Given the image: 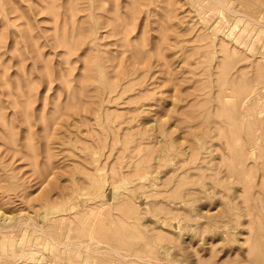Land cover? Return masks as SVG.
<instances>
[{
    "label": "rangeland",
    "instance_id": "obj_1",
    "mask_svg": "<svg viewBox=\"0 0 264 264\" xmlns=\"http://www.w3.org/2000/svg\"><path fill=\"white\" fill-rule=\"evenodd\" d=\"M140 1L0 0V264H264V0Z\"/></svg>",
    "mask_w": 264,
    "mask_h": 264
},
{
    "label": "bare ground",
    "instance_id": "obj_2",
    "mask_svg": "<svg viewBox=\"0 0 264 264\" xmlns=\"http://www.w3.org/2000/svg\"><path fill=\"white\" fill-rule=\"evenodd\" d=\"M109 1H110V0H109ZM114 1H115V0H114ZM139 1H140V0H139ZM48 2H49V1H48ZM51 2H52V0H51ZM85 2H86V1H85ZM107 2H108V1H107ZM111 2H112V3H111ZM111 2H109V4H111V6L113 7V6L115 5V3H113V0H111ZM116 2H118V1H116ZM135 2H136V0H135ZM140 2H142V1H140ZM57 3H58V1H57ZM89 3H90V2H89ZM100 3H101V2H100ZM138 3H139V2H137L136 4H138ZM70 4H71V3H70ZM95 4H96V2H95ZM104 4H105V2H104ZM109 4H108V5H109ZM113 4H114V5H113ZM129 4H130V3H129ZM131 4H132V3H131ZM223 4H224V3H223ZM116 5H117V3H116ZM119 5H120V4H119ZM133 5H135V4H133ZM46 6H47V5H46ZM97 6H99V4H97ZM97 6H96V7H97ZM100 6H101V4H100ZM125 6H126V5H125ZM85 7H86V6H85ZM109 7H110V5H109ZM109 7H104V5H103V9L108 8V10H110V9L112 10V8L109 9ZM136 7H137V6H136ZM90 8H91V7H90ZM114 8L116 9L115 6H114ZM130 8H131V7H130ZM78 9H79V8H78ZM82 9H83V6H82ZM84 9H85V8H84ZM88 9H89V7H88ZM97 9H98V8H97ZM101 9H102V6H101ZM132 9H133V8H132ZM132 9H130V10H131V11H134V10H132ZM258 9H259V8H258ZM54 10H55V9H54ZM60 10H61V9H60ZM85 10H86V9H85ZM118 10H119V9H118ZM135 10H136V9H135ZM58 11H59V10H58ZM58 11H57V13H58ZM66 11H68V10H66ZM75 11H76V10H75ZM96 11H97V10H96ZM104 11H106V10H104ZM131 11H129V12H131ZM136 11H137V10H136ZM77 12H79V11H77ZM106 12H107V11H106ZM109 12L112 13V12H114V11H109ZM129 12H128V14H129ZM62 13H63V12H62ZM64 13H65V12H64ZM100 13H101V11H100ZM100 13H99V14H100ZM121 13H122V12H121ZM66 14H71V13H70V12H69V13L66 12ZM66 14H65V15H66ZM76 14H77V13H76ZM95 14L98 15L97 13H95ZM113 14H114V13H113ZM113 14H112V15H113ZM131 14L134 15V13H132V12H131ZM65 15H63V16H65ZM86 15H87V17H88V15H90V14H86ZM103 15L105 16V13H104ZM103 15H101V16H103ZM115 15H116V13L114 14V16H115ZM117 15H118V14H117ZM129 15H130V14H129ZM133 15H131L130 17H133ZM68 16H69V15H68ZM99 16H100V15H99ZM106 16H107V15H106ZM134 16H135V15H134ZM261 16H262V15H261ZM52 17H53V16H52ZM58 17H59V16H57V19H58ZM61 17H62V15H61ZM70 17H71V15H70ZM110 17H111L112 19L114 18L113 16H110ZM121 17H122V16H121ZM62 18H64V17H62ZM68 18H69V17H68ZM68 18H67V19H68ZM107 18L109 19V16H108ZM107 18H105L104 20H107ZM115 18H116V16H115ZM67 19H65L64 21L66 22ZM71 19H73V18H71ZM88 19H89V18H88ZM96 19H97V18H96ZM99 19H100V18H99ZM99 19H98V20H99ZM28 20H29V19H28ZM58 20H59V19H58ZM83 20H84V19H83ZM83 20H82V21H83ZM100 20H101V19H100ZM104 20H102V21L104 22ZM118 20H119V19H117V20H113L112 22H114V23L116 24V22H117ZM25 21H26V26H25V27H27V26H28V25H27V20H25ZM74 21H75V20H74ZM76 21H77V20H76ZM76 21H75V22H76ZM78 21H80V20H78ZM82 21H80V22L82 23ZM87 21H88V20H87ZM102 21H99V22L101 23ZM109 21H110V20H108L107 22H109ZM115 21H116V22H115ZM62 22H63V21H62ZM68 22H69V20H68ZM70 22H72V20H71ZM84 22L86 23V19H85ZM91 22H92V21H91ZM94 22H95V21H94ZM103 22H102V24H103ZM118 22H119V21H118ZM29 23H30V22H29ZM60 23H61V22L57 23L58 26H59ZM66 23H67V22H66ZM81 23H80V24H81ZM122 23H123V22H122ZM62 24H63V23H62ZM62 24H61V25H62ZM69 24H71V26L73 25L72 23H69ZM77 24H79V23H77ZM80 24H79V25H80ZM87 24H88V23H87ZM87 24H86V25H87ZM102 24H101V25H102ZM104 24H105V23H104ZM112 24H113V23H112ZM115 24H114V26H115V28H116V26L119 25V24H118V23H117V25H115ZM29 25H31V24H29ZM61 25H60V26H61ZM64 25H66V24L64 23ZM64 25H62V26H64ZM67 25H68V24H67ZM101 25H100V26H101ZM106 25H108V24H106ZM110 25H111V22H110ZM33 26H34V24H33ZM33 26H32V27H33ZM62 26H61V28H62ZM69 26H70V25H69ZM73 26H74V25H73ZM80 26H82V25H80ZM87 26H88V25H87ZM120 26H121V25H120ZM126 26H127V25H126ZM66 27H68V26H66ZM78 27H79V26H78ZM83 27H85V26H82V28H83ZM112 27H113V26H112ZM28 28H29V26H28ZM61 28H59V29H61ZM69 28H70V27H69ZM80 28H81V27H80ZM80 28H79V29H80ZM86 28H89V27H85V28H84V31H82V32L84 33L83 36H85V35L87 34V33L85 34V31L87 30ZM120 28H121V27H120ZM26 29H27V28H26ZM31 29H32V28H31ZM56 29H58V28H56ZM59 29H58V30H59ZM63 29H64V28H62V30H63ZM66 29H67V28H66ZM66 29H65V30H66ZM70 29H71V28H70ZM70 29H69V31L71 32ZM112 29H114V28H112ZM121 29H122V28H121ZM1 30H2V29H1ZM23 30H24V29H23ZM93 30H94V29H93ZM115 30H117V29H115ZM33 31H34V30H33ZM33 31L29 30V34H30L31 32H32V33H35V32H33ZM69 31H68V32H69ZM76 31H77V30H76ZM78 31H79V30H78ZM110 31H111V29H110ZM117 31H119V30H117ZM125 31H127V30H125ZM0 32H1V31H0ZM16 32H19V31L16 30ZM16 32H15V33H16ZM36 32H37L38 34L41 35L40 32H38V31H36ZM56 32H57V31H56ZM58 32H59V31H58ZM60 32H64V31H60ZM60 32H59V33H60ZM86 32H87V31H86ZM115 32H116V31H115ZM115 32L112 31V32H110V34H111V33H112V34L114 33V35H115V34L117 33V32H116V33H115ZM37 33H36V34H37ZM59 33H58V34H59ZM91 33H92V32H91ZM122 33H123V32H122ZM126 33H127V32H126ZM126 33H125V34H126ZM17 34H18V33H17ZM25 34H26V33H25ZM36 34H35V35H36ZM38 34H37L36 36H38ZM112 34H111V35H112ZM14 35L16 36V34H14ZM18 35H19V34H18ZM33 35H34V34H33ZM60 35H61V34H60ZM60 35H59V38H60ZM66 35H67V34H66ZM91 35H92V34H91ZM91 35H90V36H91ZM30 36H31L32 39H33V36H32L31 34H30ZM56 36H57V35H55V37H56ZM67 36H68V35H67ZM69 36H70V35H69ZM80 36H81V34H80ZM87 36H88V35H87ZM90 36H89V37H90ZM94 36H96V35H94ZM97 36H98V35H97ZM0 37H2V36H0ZM16 37H17V36H16ZM27 37H28V36H27ZM39 37H40V36H39ZM39 37H38V38H39ZM85 37H86V36H85ZM92 37H93V36H92ZM2 38H3V37H2ZM18 38H19V37H18ZM34 38H37V37H34ZM70 38H71V37H70ZM74 38L77 39L76 35H75ZM80 38H82V37H80ZM122 38H123V37H122ZM30 39H31V38H30ZM56 39H57V38H56ZM75 39H74V40H75ZM18 40H19V39H18ZM18 40H16V41H18ZM58 40H59V39H58ZM60 40H61V39H60ZM64 40H65V36H64ZM69 40H70V39H69ZM28 41L30 42V40H28ZM72 41H73V40H72ZM83 41H84V39H83ZM2 42H3V41H2ZM65 43H66V42H65ZM67 43H68V42H67ZM120 43H121V42H120ZM124 43H125V41L122 43V45H123ZM16 44H17V43H16ZM29 44H30V43H29ZM74 44H75V43H74ZM126 44H127V42H126ZM14 45H15V44H14ZM23 45H24V44H23ZM36 45H37V44H36ZM77 45H78V44H77ZM122 45H121V47H122ZM90 46H91V45H90ZM124 46H125V45H124ZM139 46H140V45H139ZM20 47H21V46H20ZM20 47H18L17 49H19ZM68 47H69V46H68ZM134 47H135V46H134ZM236 47H237V46H236ZM72 48H74V46H73ZM79 48H80V47H79ZM90 48H91V47H90ZM125 48H126V47H125ZM142 48H143V47H142ZM22 49H23V48H22ZM74 49H75V48H74ZM225 49H226V48H225ZM20 50H21V49H20ZM226 51H227V50H225V52H226ZM229 51H230V49H229ZM20 52H21V51H20ZM90 52H91V51H90ZM95 52H96V51H95ZM123 52H124V51H123ZM70 53H71V52H70ZM92 53L94 54V52H92ZM89 54H90V53H89ZM106 54H107V53H106ZM232 55H233V54H232ZM97 56H98V55H97ZM114 56H115V55H114ZM114 56L110 57V59H111V58H114ZM89 57H90V55H89ZM91 57H92V55H91ZM103 57H104V56H103ZM108 57H109V56H108ZM92 59H94V58L92 57ZM102 60H104V59H102ZM106 60H107V59H106ZM236 60H237V59H236ZM49 61H50V60H49ZM89 61H90V60H89ZM103 62H104V61H103ZM112 62H113V61H112ZM87 63H89V62H87ZM95 64H96V63H95ZM95 64H94V65H95ZM88 65H90V64H88ZM90 66H91V65H90ZM88 67H89V66H88ZM91 67H92V66H91ZM91 67H90V68H91ZM90 68H89V69H90ZM91 69H93V68H91ZM47 70H48V69H47ZM128 70L131 71V69H128ZM92 71H94V70H92ZM122 71H123V69H122ZM126 71H127V70H126ZM46 72H49V71H46ZM85 72H87V75H88L89 73H90L89 75L92 74L91 72L88 73V71H86V68H85ZM108 72L110 73L111 70H109ZM123 72H124V71H123ZM131 72L133 73V71H131ZM131 72H130V73H131ZM93 73H94V72H93ZM126 73H128V72H126ZM66 74H67V73H66ZM110 74H111V73H110ZM110 74H109V77L111 78V75H110ZM51 75H52V74H51ZM51 75H50V76H51ZM64 75H65V74H64ZM117 75H118V74H117ZM50 76H49V77H50ZM84 76H86V74H85ZM84 76H83V77H84ZM121 76H122V73H121ZM128 76H129V74H128ZM130 76H131V74H130ZM83 77H82V78H83ZM87 77H88V76H86V78H87ZM89 77H91V76H89ZM92 77H95V76H92ZM92 77H91V78H92ZM124 77H126V76H124ZM86 78H85V79H86ZM110 78H109V79H110ZM236 78H237V77H236ZM28 79H29V78H28ZM89 79H90V78H89ZM95 79H96V77H95ZM98 79H99V77H98ZM121 79H122V78H121ZM131 79H133V78H131ZM26 80H27V79H26ZM81 80H83V79H81ZM87 80H88V79H87ZM93 80H94V79H93ZM96 80H97V79H96ZM110 80H111V79H110ZM28 81H29V80H28ZM17 82H18V81H17ZM24 82H25V81H24ZM82 82H83V81H82ZM82 82H81V83H82ZM84 82H85V81H84ZM114 82H115V81H114ZM236 82H237V81H236ZM8 83H9V82H8ZM8 83H6V85H8ZM30 83H32V82H30ZM34 83H36V82H34ZM34 83H33V84H34ZM81 83H79V84H81ZM107 83H108V82H107ZM107 83H106V84H107ZM116 83H117V82H116ZM116 83H115V84H116ZM134 83H135V82H134ZM18 84H19V82L17 83V85H18ZM37 84H38V83H37ZM48 84H49V83H48ZM77 84H78V83H77ZM85 84H86V83H85ZM19 85H20V84H19ZM19 85H18V86H19ZM25 85H26V84H25ZM27 85H28V84H27ZM27 85H26V86H27ZM81 85H82V84H81ZM91 85H92V84H91ZM29 86H30V85H29ZM32 86H33V85H32ZM84 86H85V85H84ZM103 86H104V85H103ZM8 87H9V86H8ZM88 87H89V86H87V88H88ZM98 87H99V86H98ZM101 87H102V86H101ZM9 88H10V87H9ZM18 88H19V87H18ZM26 88L29 89V87H26ZM26 88H25V89H26ZM30 88H32V87L30 86ZM33 88H34V87H33ZM50 88H51V86H50ZM95 88H96V87H95ZM231 88H232V87H231ZM21 89H22V88H21ZM28 89H27V90H28ZM71 89H72V88H71ZM85 89H86V86H85ZM108 89H109V88H108ZM128 89H129V88H128ZM23 90H24V87H23ZM32 90H34V89H32ZM95 90H96V89H95ZM25 91H26V90H25ZM25 91H24V92H25ZM60 91H61V90H60ZM108 91H109V90H108ZM111 91H113V90H111ZM19 92H20V91H19ZM32 92H33V91H32ZM21 93H22V91H21ZM27 93H28V91H27ZM27 93H26V95H27ZM34 93H35V92H34ZM77 93H78V92H77ZM97 93H98V92H97ZM22 94H23V93H22ZM18 95H19V94H18ZM26 95H24V101H25V99H26V97H25ZM31 95H32V94H31ZM21 96H22V95H21ZM97 96H101V95H98V94H97ZM30 97H31V96H30ZM32 97H33V96H32ZM28 98H29V96H28ZM32 99H33V98H30V101H31V102H32ZM76 99H77V98H76ZM20 100H21V99H20ZM77 100H78V99H77ZM26 102H27V103H30V102H28V101H26ZM79 102H80V101H79ZM98 102H99V101H98ZM0 103H1V102H0ZM22 103H25V102H22ZM1 105H2V104H1ZM98 106H99V105H98ZM101 106H102V105H101ZM1 107H2V106H0V108H1ZM97 108H98V107H97ZM98 109H99V108H98ZM0 110H1V109H0ZM20 110H21V108H20ZM3 117H4V116H3ZM3 117H2V118H3ZM12 120H13V119H12ZM9 121H10V120H9ZM4 122H5V121H4ZM10 123H12V122H10ZM7 125H8V124H7ZM10 125H11V124H10ZM11 127H12V125H11ZM12 128H13V127H12ZM8 129H9V128H8ZM10 132H11V131H10ZM13 133H14V132H13ZM13 133H12V134H13ZM11 136H12V135H11ZM13 136H15V133H14ZM231 140H232V139H231ZM244 151H245V150H244ZM236 177H237V176H236ZM183 184H184V183H183ZM179 188H180V187H179ZM135 194H136V193H135ZM132 197H133V196H132ZM112 198H113V197H112ZM119 207H120V206H119ZM133 210H134V209H133ZM129 211H130V210H129ZM131 212H132V211H131ZM124 213H125V212H124ZM124 213H123V214H124ZM127 214H128V213H127ZM129 214H130V213H129ZM132 214H134V213H132ZM97 215H98V214H97ZM124 215H126V214H124ZM127 216H128V215H127ZM103 222H104V221H103ZM103 222L101 223V225L104 224ZM105 224H106V222H105ZM99 225H100V224H99ZM105 226H106V225H105ZM104 228H105L104 226H103L102 228H100V231H101V229L104 230ZM106 229H107V228H106ZM97 230H98V229H97ZM103 230H102V232H103ZM103 234H104V232H103ZM94 236H95V235H94ZM258 238H259V237H258ZM115 240H116V239H115ZM178 245H179V244H178Z\"/></svg>",
    "mask_w": 264,
    "mask_h": 264
}]
</instances>
